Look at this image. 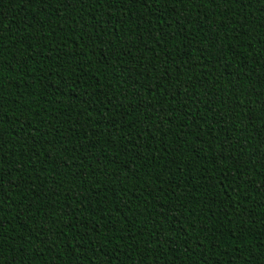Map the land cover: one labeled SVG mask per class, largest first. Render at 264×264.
<instances>
[{"label":"trees","instance_id":"16d2710c","mask_svg":"<svg viewBox=\"0 0 264 264\" xmlns=\"http://www.w3.org/2000/svg\"><path fill=\"white\" fill-rule=\"evenodd\" d=\"M0 264H264V0H0Z\"/></svg>","mask_w":264,"mask_h":264}]
</instances>
